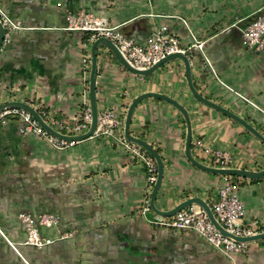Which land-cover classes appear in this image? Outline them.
Segmentation results:
<instances>
[{"label": "crops", "instance_id": "1", "mask_svg": "<svg viewBox=\"0 0 264 264\" xmlns=\"http://www.w3.org/2000/svg\"><path fill=\"white\" fill-rule=\"evenodd\" d=\"M0 6L23 25L0 45V103L26 101L44 112L48 122L72 124L80 118L89 106L84 83L92 39H84L90 36L87 31L64 26L68 12L86 10L140 43L164 26L185 48L195 88L264 134V50L247 46L240 31L264 11V0H0ZM193 36L202 41L201 48L192 45ZM96 53L98 112L112 109L120 120L110 133H93L59 147L21 132L17 118L0 122V264H264V237L247 241L242 252L229 257L192 230L160 224L167 215L142 211L153 183L142 158L122 142L123 121L133 97L152 90L185 107L191 153L204 164L259 170L264 141L197 100L188 89L181 58L139 75L106 46L97 45ZM59 129L69 132L64 125ZM129 131L161 157L157 208H171L195 195L211 205L226 175L237 186L245 219L256 218V229L264 231V175L218 174L193 165L184 154L183 116L171 103L144 97L134 108ZM217 149L228 158L216 161ZM21 212L57 214V224L38 226L40 235L52 241L41 246L23 242Z\"/></svg>", "mask_w": 264, "mask_h": 264}, {"label": "built area", "instance_id": "2", "mask_svg": "<svg viewBox=\"0 0 264 264\" xmlns=\"http://www.w3.org/2000/svg\"><path fill=\"white\" fill-rule=\"evenodd\" d=\"M65 21V29L87 31L90 33L92 40L101 35L108 37L118 47L124 58L132 66L137 68H146L169 53L185 51V48L179 46L176 36L164 32V26L153 30L147 39L140 43L132 36H128L120 31L117 25L107 24L104 18L98 17L86 10L68 12L65 15ZM0 22L4 27L3 41L9 40L11 30L23 28V25L18 20L10 17L1 6ZM240 31L242 40L247 46L257 51L264 50V11L258 12L246 25L240 27ZM192 45L201 48L202 41L197 40L193 36ZM82 63L88 69V57L84 56ZM84 92H88V82L84 83ZM39 113L43 117L44 112ZM90 116L89 106H86L80 118L72 124L58 120L45 121L59 131V128L64 125L69 131L68 133L72 134L86 130L90 122ZM8 117H14L22 121L19 127L21 132H31L40 135L55 146H67L73 142L50 133L25 109L9 107L0 111V122ZM119 124L120 120L114 110L107 109L98 112L94 133H110ZM122 142H124L132 153L142 158L148 172L147 180L153 183L156 177V163L153 157L147 153H142L140 145L125 137H122ZM214 155L216 161L222 162L228 158V154L219 149L214 150ZM210 207L216 220L228 232L240 236H247L258 232L256 229L258 221L256 218L245 219L246 209L240 198L237 186L226 175L225 179L219 185L217 197L213 200ZM149 209L148 202H145L142 211ZM18 217L26 232L23 242L41 246L52 241V238L40 235L38 226H52L57 224L59 222V216L57 214L53 212H42L34 217L29 213L21 212L18 214ZM158 222L162 225L172 226L178 229L192 230L214 248L229 257L242 252L247 246V241L235 240L216 228L201 206L196 208L183 207ZM8 242L14 247L13 242Z\"/></svg>", "mask_w": 264, "mask_h": 264}, {"label": "water", "instance_id": "3", "mask_svg": "<svg viewBox=\"0 0 264 264\" xmlns=\"http://www.w3.org/2000/svg\"><path fill=\"white\" fill-rule=\"evenodd\" d=\"M3 34H4V27L2 26L0 22V45L3 41ZM102 44L106 46L113 55L118 59V61L128 68L133 73L139 74V75H148L152 70H154L157 66H159L162 62L173 58V57H179L182 59L184 64V72H185V78L186 83L188 86V89L190 90L191 94L200 102L217 109L218 111L226 114L227 116L231 117L235 121H237L239 124H241L245 129H247L249 132L254 134L256 137L260 138L264 141V134H262L257 128H255L250 122H248L245 118L238 115L237 113L231 111L230 109L226 108L225 106L207 98L202 93H200L195 86L192 83L191 75H190V60L189 56L185 54L182 51H175L172 53H169L165 55L164 57L160 58L158 61L154 62L150 66L146 68H137L132 66L121 54L118 47L106 36H97L92 40L90 43V67H89V73H88V101H89V109H90V122L86 130L79 132V133H63L59 130H56L51 125H49L45 119L41 116L39 111L34 108L31 104H29L26 101L19 100V99H11L7 100L5 102L0 103V111L9 108V107H18L25 109L28 111L36 120L37 122L45 129H47L50 133L56 135L59 138L69 140V141H76L83 139L87 136H90L94 133L96 124H97V117H98V109L96 104V95H95V80L97 75V53H96V47L97 45ZM146 96H157L159 98H162L169 103H171L173 106H175L179 112L182 114L184 122H185V138H184V154L186 158L195 166H197L200 169L214 172L218 174H235L240 176H246V177H259L264 175V167L259 170H249L246 168H239V167H231V166H211L204 164L197 160L191 153V123L190 118L188 116V113L185 109V107L175 98L157 92L152 90H147L140 92L139 94L135 95L133 99L129 102L126 112L124 115V121H123V135L125 138H127L130 141H133L143 147L145 150H147L151 156L153 157L155 163H156V177L153 182L151 191H150V198H149V206L150 208L155 211L156 213L160 215H172L177 210L191 204L196 203L199 206H201L210 221L215 225L216 228H218L222 233L232 237L235 240H241V241H250L257 238L264 237V231H259L251 235L247 236H240L235 235L230 232H228L226 229L222 227V225L216 220L210 205L201 197L199 196H190L188 198H185L181 200L180 202L176 203L174 206L168 209H159L154 204V198L156 195L157 188L160 184L162 173H163V164L160 155L158 152L152 147L151 144H149L146 140L142 139L141 137L135 136L130 133L129 131V124L131 121V117L134 111V108L136 107L137 103L143 99Z\"/></svg>", "mask_w": 264, "mask_h": 264}, {"label": "trees", "instance_id": "4", "mask_svg": "<svg viewBox=\"0 0 264 264\" xmlns=\"http://www.w3.org/2000/svg\"><path fill=\"white\" fill-rule=\"evenodd\" d=\"M88 37H90V36H89L88 34H86V35L84 36V39L87 40ZM141 149L144 150L147 154L151 155L149 152H147V151H146L145 149H143L142 147H141Z\"/></svg>", "mask_w": 264, "mask_h": 264}]
</instances>
